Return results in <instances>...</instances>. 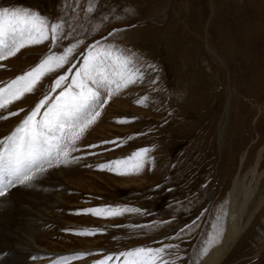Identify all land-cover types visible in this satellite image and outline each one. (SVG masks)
I'll return each instance as SVG.
<instances>
[{"label": "rangeland", "instance_id": "rangeland-1", "mask_svg": "<svg viewBox=\"0 0 264 264\" xmlns=\"http://www.w3.org/2000/svg\"><path fill=\"white\" fill-rule=\"evenodd\" d=\"M75 3L66 0L62 41L52 46L46 40L22 49L9 58L12 65L0 61V71L8 69L5 78L0 75L4 87L49 50L63 54L75 45L69 63L44 76L23 100L0 110V115H7L23 109L0 119V140L21 125L54 78L68 73L65 84H70L88 47L103 41L113 29H127L113 43L134 55L142 69L146 61L158 71L144 69L142 84L114 94L83 133L78 150L71 153L73 159L49 169L58 174L55 183L62 192L57 200L44 202L40 213L27 210L36 215L30 235L38 245L31 251L44 254L40 259L31 254L30 260L50 264L61 258L57 264H97L108 255L171 243L180 246L181 264L193 260L203 264L223 240L232 204L242 206L239 187L247 183L254 193L239 225L244 230L216 264H264V0H98V4L91 0L93 13L86 12L89 0H79V11L73 13ZM61 4L62 0H0V7L38 10L53 22L64 11ZM125 8L132 13L120 11ZM113 10L121 21L97 30L100 14L111 15ZM153 77L159 81L156 90L149 83ZM145 94L147 107L136 103ZM132 117L138 119L115 122ZM149 146L156 149L154 170L146 166L139 174H118L132 172L131 162L119 168L113 165L111 170L100 168ZM109 206L140 208L147 214L104 218L84 211ZM162 221L170 223L157 224ZM81 230L95 235H77ZM221 230L222 239L200 256L207 239ZM177 233L181 239H171Z\"/></svg>", "mask_w": 264, "mask_h": 264}, {"label": "snow or ice", "instance_id": "snow-or-ice-1", "mask_svg": "<svg viewBox=\"0 0 264 264\" xmlns=\"http://www.w3.org/2000/svg\"><path fill=\"white\" fill-rule=\"evenodd\" d=\"M98 4V0H97ZM61 8L64 9L53 22L43 16L38 10L18 6L0 7V61L15 57L22 49L39 45L46 40H51L52 46L62 41L66 33L65 11L66 0H62ZM73 13L79 11V0H76L72 9ZM94 9L89 0L86 6L87 13ZM120 11L132 13L129 8ZM122 17L116 10L101 13L97 30H102L108 22H119ZM127 29L116 28L104 37L103 41H96L87 49L82 66L75 72L70 84L69 74L59 75L54 78L53 85L45 92L35 108L27 115L9 136L0 140V198L5 202L10 200L9 192L16 188L34 189L39 180L50 168L59 167L61 163L67 164L73 159L71 153L78 150V141L83 133L100 117L107 102L114 94H118L131 85L142 84L146 78L144 69L158 71L155 65L141 62L134 55L127 54L128 50L113 43L115 36ZM82 43V41L80 42ZM75 45L68 47L63 54L49 50L39 62L25 73L10 80L6 86L0 87V110L6 109L14 102L22 99L25 94L32 93L44 76L58 70L69 63ZM74 66V65H73ZM2 67V65H0ZM149 83L156 90L159 83L154 77ZM57 89H61L57 93ZM55 95V99L53 96ZM49 101H53L49 104ZM149 95L138 96L136 103L147 107ZM47 105V107H46ZM44 109L42 115L41 110ZM19 111H10L7 115H0V119L16 116ZM137 117L122 118L116 123L125 124ZM138 133L136 135H144ZM131 137H129L130 139ZM119 139V138H118ZM102 143H117V141H104ZM89 147H97L90 145ZM156 151L154 146L138 149L133 155L124 160L110 161L100 165L101 169H112L115 165H129L132 172L120 171V175L139 174L146 166L156 168ZM159 187V185L157 186ZM171 191V189H169ZM92 215H103L104 218L120 217L126 213L147 214L146 210L129 207H106L84 210ZM170 221L157 222L159 225ZM139 228H152V225H137ZM215 227V226H213ZM184 232L185 229H181ZM80 236L95 235L94 231L81 230L76 233ZM223 231L210 236L205 245L200 249V256L206 255L211 247L222 239ZM171 239H181L179 233ZM179 244H162L160 247H138L123 251L115 255H108L97 264H181ZM8 252H0V264ZM35 259V257H32ZM83 258V256L79 257ZM191 264H197L195 260Z\"/></svg>", "mask_w": 264, "mask_h": 264}, {"label": "bare ground", "instance_id": "bare-ground-1", "mask_svg": "<svg viewBox=\"0 0 264 264\" xmlns=\"http://www.w3.org/2000/svg\"><path fill=\"white\" fill-rule=\"evenodd\" d=\"M4 62L9 63L11 60L8 58ZM8 65H12V62ZM7 70L6 66V69L4 68L3 71H0L2 78H5L3 75L5 76V74L8 73L6 72ZM257 164H259V160ZM60 165H62V163ZM256 168L253 170H256ZM57 175L58 174L49 170L36 181V187L34 189L25 190L18 187L8 194L11 198L10 200L5 202L4 198L0 199V224H2V226H0V252L6 251L9 253V255L4 258V261L8 260V264H36L32 261L33 259L30 255L33 254L32 256L35 257V259H37V257L40 259L39 257L44 255L41 250L40 252L35 253H32L31 251V247H33V245H38V242L34 241L35 237L32 239L33 235H30V233H32V218L36 215H33L31 211L30 212L32 214H27V210H38L40 213L43 210H41V206L44 202L57 200V195L59 196L62 192L60 187L58 188L59 184L55 183V176ZM238 193L241 194L243 199L242 206L234 207V204H232L230 218L223 240L218 247L211 250L209 255L205 258L203 264H216L217 262H220L221 258L227 255L230 249L238 241L244 230V227H240L239 225L244 213L246 212L247 204L253 196L254 190L251 188L250 184L248 185L247 183H243L239 187ZM234 195H236V193ZM260 205L261 204H258L255 210H257ZM254 211L252 217L254 215ZM30 258L32 260H30ZM59 259L54 258L50 264H57L61 262Z\"/></svg>", "mask_w": 264, "mask_h": 264}]
</instances>
